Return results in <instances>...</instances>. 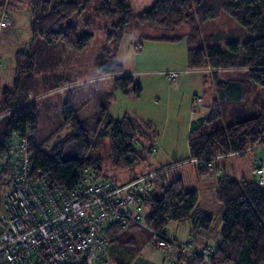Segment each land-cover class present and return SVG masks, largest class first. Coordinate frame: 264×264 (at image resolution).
<instances>
[{
    "label": "trees",
    "instance_id": "16d2710c",
    "mask_svg": "<svg viewBox=\"0 0 264 264\" xmlns=\"http://www.w3.org/2000/svg\"><path fill=\"white\" fill-rule=\"evenodd\" d=\"M7 1L10 2L0 0V7ZM26 2L33 17L30 27L34 40L39 38L47 44L62 42L67 47L83 49L93 38V29L103 30L106 44L98 55L100 68L113 82V87L106 91L107 97H112L111 92L116 88L136 96L143 90L132 74L125 73L123 63L114 59L130 25L142 30L159 27L169 31L189 24L186 32L190 42L188 66L201 70L210 68L208 73L214 79L217 92L209 115L201 118V122L213 121L226 111L234 119L211 131L197 134L191 131L189 156L151 171L154 172L152 183L162 181V195L154 196L147 187L143 203L151 208L145 216L149 228L135 222L126 227L114 224L108 230L110 244L136 248L138 243L142 245L140 239L143 243L151 242L154 231H164L169 221H184L190 223L189 238L184 244L200 246L179 256L178 260L183 259L185 264H264V185L224 171L216 180L215 197L220 208L210 212L200 205L198 188H185L177 168L185 161L194 160L198 162V175H205L217 155L245 152L251 146L264 143V0H155L139 12L134 10L130 0H98L82 26L72 20L81 16L89 0ZM223 12L240 23L250 36L229 40L225 46L200 43L203 22L217 18ZM143 36L175 41L182 35L177 32L175 35ZM26 53L20 51L23 58L19 64L24 62L25 68L31 70L35 59L31 53L28 54L30 58H26ZM18 81L19 78L14 88L5 90L2 102L5 107L0 106V153L8 149L14 130L18 135L31 133L30 149L34 161L52 182L71 188L85 166L95 169L101 178L118 182L110 178L107 166L121 169L139 163L143 159L136 147L140 138L146 139L148 144L144 147L149 152L154 150L159 132L152 121L134 113L113 117L108 104L102 101L92 116L80 118L79 110L68 97L63 103L58 125L43 131L38 102L29 98V92L35 88L33 73L27 75L24 94L10 101L9 94L13 96L18 90ZM66 127L69 130L49 146ZM102 147L107 150L105 157ZM6 172L7 168H4L0 176ZM146 174L131 175L118 183ZM217 220L220 227H215ZM208 245L212 251L205 256L200 249ZM114 259L123 264L118 258Z\"/></svg>",
    "mask_w": 264,
    "mask_h": 264
},
{
    "label": "rangeland",
    "instance_id": "374dc122",
    "mask_svg": "<svg viewBox=\"0 0 264 264\" xmlns=\"http://www.w3.org/2000/svg\"><path fill=\"white\" fill-rule=\"evenodd\" d=\"M97 1L89 0L81 16L74 17L72 21L77 25H83L91 15ZM154 1L130 0L136 12L148 8ZM8 2L0 7V16L5 12L13 19L11 26L0 29V106L5 98V90L14 88L18 78V90L13 96L9 94L10 101L24 94L27 75L32 72L35 88L31 95L38 102L40 126L43 131L58 125L63 103L70 97L79 110L80 118L92 116L98 111V105L102 101L108 104V110L113 117L134 113L140 118L152 121L160 133L154 141L152 152L144 147L148 144L146 139L140 138L136 147L143 159L135 166H125L121 169L107 166L111 179L118 182L125 181L131 175L149 173L163 168V165L180 161L190 154L191 131L195 134L211 131L225 126L234 119L226 111L213 121L201 122V118L209 115L211 101L217 94L216 91L213 94L215 83L210 73L192 72L184 77V81L177 80L172 83L165 74L168 68L180 70L181 74L185 73L184 69H188L187 56L190 46L186 36L189 29L188 23L180 26L178 30L169 31L159 27H146L142 30L136 25H130L114 59L123 63L124 71L132 72L136 78L140 79L143 90L140 96H136L125 95L120 88H116L111 92L112 97H107L106 91L112 86V78L104 75L100 68L98 55L106 44V35L102 29H93L94 36L83 49L67 47L62 42L47 44L39 38L33 39L30 27L33 17L26 0ZM177 32H180L182 36L175 41L143 36L144 34L159 36L165 33L175 35ZM201 35L200 43L203 45L219 43L225 46L227 41L244 39L250 36V33L245 32L240 23L223 12L219 17L203 22ZM139 43L141 44L137 45ZM20 51H26L24 56L28 59L29 53L34 57L35 66L31 70L25 68L24 62L19 64V60L23 58L19 54ZM49 87L52 88L49 89ZM31 95H29L30 99ZM196 97L200 98L199 102H194ZM68 130L69 128L66 127L61 131L50 141L49 146ZM258 146L260 147L254 153L248 151L242 156L223 158L230 173L235 174L234 171L238 169L249 171L252 167L253 154L259 152L264 155L262 152L264 143ZM106 151L103 147L101 148L104 157L107 156ZM6 159L7 155L0 153V164H3ZM197 166L198 162L194 160L185 161L177 166L183 177L185 188L199 187L201 189L206 186V189H210L214 186L212 180L197 182L199 176ZM245 177L248 178L251 175L246 173ZM161 186V180L149 185L154 196L162 195ZM2 187L1 191L4 190ZM4 192H2L3 195ZM150 210L149 204L144 206L145 213ZM217 226L220 227L219 220L216 221L215 227ZM167 228L171 233L178 230L177 235L180 239H185L187 236L186 227L176 220L169 221Z\"/></svg>",
    "mask_w": 264,
    "mask_h": 264
},
{
    "label": "built area",
    "instance_id": "2783aa9c",
    "mask_svg": "<svg viewBox=\"0 0 264 264\" xmlns=\"http://www.w3.org/2000/svg\"><path fill=\"white\" fill-rule=\"evenodd\" d=\"M12 22L2 13L0 27ZM181 73L172 70L167 75L176 82ZM199 100L196 97L194 102ZM30 139L31 133L18 135L14 130L8 149L2 152L7 159L0 164V173L4 168L7 172L0 176V264H119L107 256L108 230L114 224L126 227L133 222L149 228L143 199L154 172L118 183L85 166L75 184L66 188L36 165ZM252 172L264 185L259 158ZM151 242L165 249L178 244L166 229L154 231ZM178 245L179 256L194 251L191 244ZM211 251L209 245L200 249L205 256ZM178 264L185 261L179 259Z\"/></svg>",
    "mask_w": 264,
    "mask_h": 264
},
{
    "label": "crops",
    "instance_id": "0c3cea01",
    "mask_svg": "<svg viewBox=\"0 0 264 264\" xmlns=\"http://www.w3.org/2000/svg\"><path fill=\"white\" fill-rule=\"evenodd\" d=\"M0 29H1V27H0ZM188 49H189V47H188ZM187 67H188V69H186V70L184 69L185 73L181 74L178 81H180V82L184 81V77L186 75H190V73H192V72L193 73L194 72H204V71L210 72V68L202 69V70L201 69H191L188 66V56H187ZM170 70H173V69L168 68L165 71L167 78H168L167 73ZM125 73H127V72L125 71ZM128 74H132L134 76V74L132 72H129ZM134 77L136 78V76H134ZM136 79L141 83L140 79H138V78H136ZM168 80H169V78H168ZM112 87H113V82H112L111 88ZM215 91L216 90H214L213 94L215 93ZM30 94H32V91L29 92V95ZM124 94L125 95H132V94H126V93H124ZM216 97H217V94L215 97H213L211 103L213 102V100ZM259 147L260 146L256 145L253 149H250V150H247V151L241 152V153L219 154L216 156L215 159H213L210 162L208 172L205 175L198 176L197 182H207L208 180H212V182H214V186H211L210 189H206V186L201 187V189L199 187H191V188H198L200 190V205L202 206V208H204L205 210L210 211V212H215L220 208V202L215 197L216 180H217V177L220 174H222L224 171L230 173V171L228 170V166L226 164H224L222 159L223 158L228 159L229 157L238 156V155L242 156L243 154H245L248 151H251L254 153V152H256V150ZM262 152L264 153V146H263ZM263 157H264V155L259 154V152L253 154L252 167L249 171H244V170L241 171L238 169V171H234L235 174H233V173H230V174H233V175L237 176L238 178H241V177H239L240 175H242V177H245L246 173H249V175H251V177H248L247 179L256 180V176L253 174L252 170H253L254 165L257 163L258 158H259V161L264 165V158ZM238 174H240V175H238ZM178 222L181 225H184L186 227L187 231L185 233L187 236L185 237V239H180V237H178V235H177L178 230L173 231V233H171L168 228H166V230H167V233L169 234V236L172 237L173 239H175L178 242V244L179 243H185L189 238L190 223L184 222V221H178ZM140 242H142V245L139 246V243H138V245L135 246L136 248H133L132 246L129 248H121L120 246H118V244L112 243L108 247L107 256L109 257L110 260H113V258H118V260L123 262V264H177V261L179 258V252H180V248H179L178 244H174L170 249H165V248H162V247H159V246L153 244L150 241H148V242L145 241L143 243V239H140ZM193 247L197 248V249L200 248V246L196 247L195 245H193ZM112 254H115V256ZM227 264H235V263H227Z\"/></svg>",
    "mask_w": 264,
    "mask_h": 264
}]
</instances>
